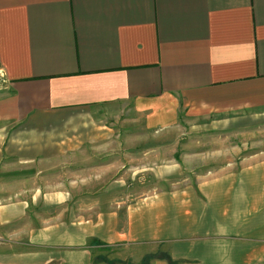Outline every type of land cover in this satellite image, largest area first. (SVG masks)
<instances>
[{
	"label": "crops",
	"instance_id": "0c3cea01",
	"mask_svg": "<svg viewBox=\"0 0 264 264\" xmlns=\"http://www.w3.org/2000/svg\"><path fill=\"white\" fill-rule=\"evenodd\" d=\"M182 124L205 175L129 193L148 162L129 142ZM22 169L0 221L28 220V247L0 243V264H106L119 244L264 264V0H0V173Z\"/></svg>",
	"mask_w": 264,
	"mask_h": 264
},
{
	"label": "rangeland",
	"instance_id": "374dc122",
	"mask_svg": "<svg viewBox=\"0 0 264 264\" xmlns=\"http://www.w3.org/2000/svg\"><path fill=\"white\" fill-rule=\"evenodd\" d=\"M137 126L134 123H129L128 125H123V129L119 131H126L129 134L137 132ZM127 127V128H125ZM140 127V126H139ZM181 131H166L165 134L159 137L156 135L160 131L145 130L146 137L143 143L139 144V141H130V150L135 154L136 149H140L143 145L146 154V169L142 173H129L128 180L130 182L128 186L129 193L138 192L141 190H151L154 192L155 187H174L170 185V182L175 181H196L199 180L201 176L205 174L191 173L186 171L184 160V125L181 126ZM177 135V140L173 141L169 138ZM138 145V146H137ZM155 149V150H152ZM156 153L159 154L155 155ZM174 154L176 156V165L169 166V171L166 172L164 162L169 156ZM159 161L158 164H153L150 162ZM16 171H6L0 173V201L6 200L9 192L12 190L9 182L15 176H22L28 178V171L22 169L21 172ZM113 178L117 175L112 174ZM104 176L109 178L110 174H104ZM158 189V188H157ZM2 207V206H0ZM26 225H28V220L22 219L20 221H0V243L4 247L14 248H27L28 243L24 235H16V232H24ZM163 246L159 244H119L110 248L103 249V253L106 256H98L99 261H103L106 264H151L152 260H164L167 253L164 251ZM109 255V256H108Z\"/></svg>",
	"mask_w": 264,
	"mask_h": 264
},
{
	"label": "trees",
	"instance_id": "16d2710c",
	"mask_svg": "<svg viewBox=\"0 0 264 264\" xmlns=\"http://www.w3.org/2000/svg\"><path fill=\"white\" fill-rule=\"evenodd\" d=\"M165 260L168 262V264H174L168 255H165Z\"/></svg>",
	"mask_w": 264,
	"mask_h": 264
}]
</instances>
